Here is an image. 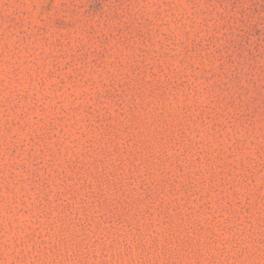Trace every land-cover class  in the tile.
<instances>
[{"label": "rangeland", "instance_id": "rangeland-1", "mask_svg": "<svg viewBox=\"0 0 264 264\" xmlns=\"http://www.w3.org/2000/svg\"><path fill=\"white\" fill-rule=\"evenodd\" d=\"M0 264H264V0H0Z\"/></svg>", "mask_w": 264, "mask_h": 264}]
</instances>
